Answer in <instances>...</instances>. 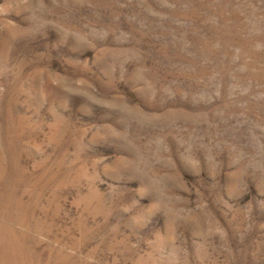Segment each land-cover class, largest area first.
<instances>
[{"label": "rangeland", "instance_id": "obj_1", "mask_svg": "<svg viewBox=\"0 0 264 264\" xmlns=\"http://www.w3.org/2000/svg\"><path fill=\"white\" fill-rule=\"evenodd\" d=\"M0 264H264V0H0Z\"/></svg>", "mask_w": 264, "mask_h": 264}]
</instances>
